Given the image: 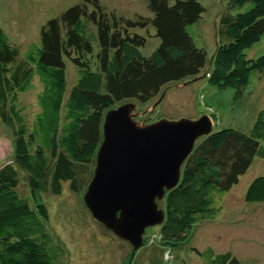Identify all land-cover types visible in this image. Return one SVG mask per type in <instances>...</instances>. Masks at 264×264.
<instances>
[{"label":"trees","instance_id":"obj_1","mask_svg":"<svg viewBox=\"0 0 264 264\" xmlns=\"http://www.w3.org/2000/svg\"><path fill=\"white\" fill-rule=\"evenodd\" d=\"M147 8L151 15L128 18L84 0L48 20L26 49L0 27V120L14 135L13 157L0 168V264H67L68 252L47 226L44 194L62 197L65 186L85 196L110 111L128 103L154 110L167 89L203 78L241 97L253 74L264 76V54L246 55L264 38V0L229 1L212 57L188 31L206 14L200 0H148ZM152 38L159 46L144 55ZM70 66L77 71L72 85ZM32 91L34 112L21 99ZM257 158L264 159V110L250 133L222 129L197 142L180 184L158 202L165 262H173L172 248L191 242L196 227L219 217ZM244 200L264 206V176L250 181ZM205 255L209 264H241L231 252L210 248Z\"/></svg>","mask_w":264,"mask_h":264},{"label":"rangeland","instance_id":"obj_2","mask_svg":"<svg viewBox=\"0 0 264 264\" xmlns=\"http://www.w3.org/2000/svg\"><path fill=\"white\" fill-rule=\"evenodd\" d=\"M83 1L0 0V27L16 46L26 49L39 41L40 30L48 20ZM100 1L108 12L117 11L128 18L138 14L151 15L148 0ZM229 1L200 0L207 9L206 14L199 23L188 28L197 47L205 49L209 57L216 51V25ZM159 43L152 38L142 53L151 55ZM263 54L264 38L246 51L250 59ZM68 78L71 85L76 81L77 71L72 66ZM164 94V100L154 110L153 105L137 104L138 123L150 125L162 120L195 121L210 117L213 132L232 128L250 133L258 113L264 110V76L253 74L241 97L234 89L218 90L207 78L171 87ZM21 99L29 111H36V91ZM13 143L12 130L0 120V168L13 157ZM256 176H264V159L254 160L241 184L225 197V208L216 220L196 227L187 246L172 248L173 256L169 260L173 262L169 264H209L205 252L210 248L216 254L231 252L241 264H264V206H250L244 200L249 183ZM64 188V196L44 194V200L50 211L47 226L68 252L67 264H168L163 259V245L159 241L160 226L147 229L144 247L134 255L128 242L105 230L91 217L84 195H73L67 192V187ZM155 238L157 243L150 246V239Z\"/></svg>","mask_w":264,"mask_h":264},{"label":"water","instance_id":"obj_3","mask_svg":"<svg viewBox=\"0 0 264 264\" xmlns=\"http://www.w3.org/2000/svg\"><path fill=\"white\" fill-rule=\"evenodd\" d=\"M137 106L110 111L94 178L84 202L94 220L137 252L150 227L162 226L158 202L181 182L182 169L198 140L213 133L210 117L140 124Z\"/></svg>","mask_w":264,"mask_h":264}]
</instances>
